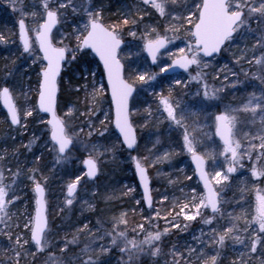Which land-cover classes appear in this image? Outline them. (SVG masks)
Masks as SVG:
<instances>
[{"label":"snow or ice","instance_id":"1","mask_svg":"<svg viewBox=\"0 0 264 264\" xmlns=\"http://www.w3.org/2000/svg\"><path fill=\"white\" fill-rule=\"evenodd\" d=\"M9 4L14 13H20V18L16 23L22 46V56L26 54V59H30L33 65L39 64L40 71L37 73V87L20 93L24 97L23 105L18 103L15 85L7 80L0 85V103L7 110L6 120L10 121L11 126L26 128L29 117L39 118L40 113L48 114L50 118L43 123L48 127L51 150L56 154L57 163L68 159V153L80 143L84 151L88 152L87 158L83 160V165L87 169V177L97 176L98 158L104 153L99 151L97 145L89 147L88 144H84L80 140L84 129L83 127L77 129L74 123L77 119L78 109L75 106H68L63 116L58 115L56 111L58 78L61 77L63 67L77 60L86 62L88 56H95L102 65L107 85L100 84L97 87L94 71L91 73L93 77L92 92L88 93V85H83L89 107L87 112H81L80 116L86 119L89 137L96 130L89 118L100 110L96 104L98 98L105 91H110L111 94L114 125L119 132L118 139L122 137V145L127 149L134 150L137 145L132 120V116L135 114L132 104L140 96L141 91L158 96L159 115L169 122L170 127L175 126L176 129H183L182 151L191 157V162L195 166L194 174L198 177L199 184L203 185V191L198 192L197 187H191V194L190 196L184 195L183 203L180 200L175 201L174 207H179L175 219H178L180 215H183L185 221H193L200 217L204 224L213 225L216 214L223 216L221 211L222 193L230 187L228 183L230 176L236 173L239 168L244 167L243 160L245 158L252 161V157H256L255 161H252L251 177L256 181L264 178V87L259 89V95L255 92L249 94L239 107L225 105L222 111H218L214 115L215 136L220 141V144L215 148L205 147L203 152L200 151V147L203 146L202 141L198 140L193 133L202 132V129L196 127L199 123L198 120L192 119L198 116L197 108L201 110L207 107L219 108L215 102L221 99L220 94L225 89L210 87L204 69L209 67L212 58L228 50L237 41V38L247 41L251 37L254 38L255 43L251 48L237 47L240 55L233 54L235 56L234 63H254L257 72L253 73L252 78L259 80L260 84L264 85V0H140L139 4L127 7L126 11H121L120 20L113 24L105 23L102 9L93 10L90 0L79 6L76 0H40L39 6L32 5L35 10L31 12L26 11L23 0H9ZM141 5L147 6V8ZM69 8L74 15H80V19H74L71 22L72 31L66 33L61 30V26L68 23L66 14ZM80 9H82V14ZM148 9H151L160 18H170V22L165 27L164 34H161L156 28L145 27L139 36L143 42L142 51L147 54L152 65L159 67V74L173 72L171 79L175 86L186 87L189 81L202 84V94L197 91L190 104L174 100V88L171 85L168 88V95H164L162 91L155 92V87L160 82L159 74L150 71L147 67L126 68L120 55L122 45L125 43L122 36L124 29L127 27L128 34L137 38L138 33L132 28L138 27L143 16L148 14ZM29 18H31L32 27H29ZM169 32L172 33V36L168 35ZM181 34L185 41V47L179 48L178 54L169 52L168 57L171 63L160 66L161 50L167 51L168 45L174 39L181 38ZM57 35H59V39H57ZM73 39L75 43L70 46ZM4 40L5 37L0 34V41ZM65 40L69 43H65ZM258 50L260 51L259 56L255 55ZM248 53L252 54V59H248ZM69 55L71 56L70 60ZM192 66L196 68L195 75H192ZM177 69L188 73L189 81L179 78L176 73ZM225 69L231 72V69H228L225 64L217 70L214 79H219L220 72ZM28 71L29 67L23 66L20 72L21 77ZM231 74L236 75V73ZM6 75H11V72ZM244 75L248 76V72H244ZM224 80H228L227 75L224 76ZM240 83L242 82L237 79L231 86L236 87ZM150 89L151 91H149ZM80 90V87L75 89L76 92ZM31 92H35L34 101L30 95ZM240 113L250 114L253 125H256L257 117H259V126L255 132H245L242 138L239 136L238 129ZM104 115L107 119L109 114L105 112ZM208 119H212V116L208 115ZM100 123L103 125L104 121L102 120ZM190 128L192 131H189ZM103 134L100 132L101 136ZM204 135L208 134L204 133ZM208 138L211 139V136ZM32 143H35V140L30 141L27 146L29 150ZM45 146H47V142ZM105 151H112V148H107ZM164 158H169V153L165 152ZM3 159L0 156V161ZM36 159L39 161L40 157ZM147 159V157L143 158L145 162ZM159 159L161 158L158 157L157 160ZM221 159L223 164L220 163ZM131 160L135 166L136 175L139 177L140 186L143 188V200L151 208L153 201L145 163L137 156H132ZM155 162L157 161H153V163ZM8 171L11 174V182H6L9 177L6 176L4 168L0 167V224L4 225V228L0 229V234L7 237L11 245L10 251L13 253L7 264H20L22 256H25L29 247L34 246L35 252L32 255L35 258L37 254L46 252L52 246L49 239L44 186L47 178L42 176L38 178V169L36 168L28 170L27 179L33 186L35 209L34 214L25 213V220L21 226L18 218L14 222L13 215L9 213V205L19 199L15 192L22 170L18 168L16 172H11V169ZM186 179L191 180L192 177H186ZM80 180L81 177L77 176L73 182L67 185L65 200L67 205L73 204ZM169 182L171 183V181ZM132 191L134 189L130 188L129 192ZM181 191L183 192V189ZM245 191L246 188L241 187L239 199L234 197L235 207L240 208L241 213L239 215L229 214L230 226H222V232L215 227L211 228V245L215 246L216 254L209 256L205 251V243L201 242L200 237L194 236L193 239L201 242V246L199 249L188 248L191 255L184 260V264H190L192 256H195L202 264H218L220 249L224 247L227 239L247 249L249 261H243L245 253H241V257L238 259L241 264H250V260L259 251L258 246L264 245V195L260 194V189H257L255 204L251 206V212H249L244 207L248 203L244 200ZM10 196L11 198H9ZM164 199L166 200L167 197ZM206 209H210L212 213L207 218L202 214ZM249 215L250 219L247 218ZM158 217L159 212H157ZM149 223H151V219ZM97 224L100 227L95 233L89 229L87 224L79 230L87 231L90 241L80 249L78 255L68 260L63 259V254L69 250V245L78 243V236H73L71 240H64L63 246L59 249L61 256L49 253L48 264H105L102 257L110 253L112 247H119L121 253H127V264H133L134 259L141 254L150 253L152 257L159 256L161 254L159 244L162 237L169 232L168 228H165L163 232L159 230L147 231L144 225H139V234L143 235V239H128L127 220L123 213L119 217L112 218L111 230L103 229L100 221H97ZM121 225L125 226V230L120 229ZM170 226L180 228L179 223H171ZM201 235H204L203 232ZM105 238L110 241L108 245L100 243L98 249L94 247L97 240L104 241ZM173 257L172 264H180V259H184L183 254L180 255V259L175 258V248ZM0 264H4V262H0ZM259 264H264V258L259 260Z\"/></svg>","mask_w":264,"mask_h":264},{"label":"rangeland","instance_id":"2","mask_svg":"<svg viewBox=\"0 0 264 264\" xmlns=\"http://www.w3.org/2000/svg\"><path fill=\"white\" fill-rule=\"evenodd\" d=\"M88 2L89 0H76L78 6ZM96 2L98 0H90L93 10L106 7L105 4L101 5ZM116 2V6L112 9L113 18H108V14H103L105 23L107 24L117 23L120 20V12L126 11L127 7H131L134 4H139L140 0H117ZM23 3L26 11L31 12L35 10L32 8V5L39 6L40 0H23ZM142 7L147 8V6ZM80 13L82 14V9H80ZM66 16L68 23L62 25L61 30L67 33L72 31L71 22L74 19L79 20L80 15H74L71 8H69ZM18 18H20V13L13 12L9 0H0V34L5 37L4 41H0V85L4 84L6 80L14 84L16 93L18 94V103L23 105L24 97L20 93L37 87V73L39 72L40 65H33L30 59H26V54L22 56V46L17 40L16 20ZM169 22L170 18H160L151 9H148V14L143 16V20L139 23L138 27L132 28L133 31H137V38H133L128 34L127 27L124 29L122 36L125 43L122 45L120 55L123 58L126 68L137 66L147 67L150 71L159 74V67L157 65H149L142 51L143 42L139 39V36L145 27L156 28L161 34H164V29ZM28 24L29 27H32L31 18H29ZM168 35L172 36V33L169 32ZM57 39H59V35H57ZM65 43H69V41L65 40ZM74 43L75 41L73 39L70 46L74 45ZM254 43L255 40L251 37L247 41L237 38V41L228 50L212 58L209 62V67L204 69L207 73L208 85L217 88L223 87L225 90L220 94L221 99L215 102L219 105V108L207 107L204 110L197 108L198 116L192 118L193 120H198L199 123L196 127L202 129V132L193 133V135L197 136L198 140L202 141L203 146L200 147L201 152L205 150V147L212 149L220 144V141L214 135V115L218 111H222L225 105L239 107L247 99L249 94L255 92L259 95V89L264 87V85L260 84L259 80L252 78L253 73L257 72V67L254 63H234L235 56L233 54L236 56L240 55L237 47L251 48ZM181 47H185L182 34L181 38L174 39L168 45L167 51L161 50L160 66H163L170 60L168 57L169 52L178 54L179 48ZM255 55L259 56L260 51L258 50ZM91 57L88 56L86 62H82L81 60L73 61L74 63L78 62L81 66L79 71L74 70L72 73L73 67L69 69V66L73 62L64 66L62 88L64 87L65 90L71 88L68 85V81L69 76L72 75L77 80V86L74 89L80 87L81 90L77 93L76 97H73L70 104L64 102L60 112L57 113L63 116L68 106H75L78 111L76 112L77 119L74 123L77 129L80 127L84 129L80 140L84 144H88L89 147L91 145H97L99 151L104 153L98 158V172L97 176L93 179H87L84 175L81 159L83 156H88V152L84 151L80 143L68 153V159L57 163L56 154L51 150V141L47 135L48 128L45 123V126L42 124L46 119L45 115L40 113L39 118L29 117L28 122L32 121L37 127L26 131L28 129V122L26 128L20 126L12 128L11 125L8 127L7 124L9 123L0 106V128L3 135L6 136L7 130L19 135L28 133L27 139H19L20 141L17 146L24 147L20 153L17 151V146H9L7 148L4 140L1 139L3 142L0 140V156L4 158L0 161V167L4 168L6 176L9 177L6 182H11L9 169H11V172H16L18 168L22 170L21 175L18 177L15 192L19 199L9 205V213L13 215L14 222L18 218L22 226L25 220V213L33 214L34 194L32 183L27 179V175L29 174L28 170L36 168L38 169V178L41 176L47 178L44 186L46 190L45 198L49 222V239L52 246L46 252L37 254L33 261H35V264H48L49 253L58 257L61 256L59 249L63 246L64 240H71L73 236H78V243L76 245H69V250L63 254V259L68 260L78 255L80 249L90 241L87 231H79L85 224L88 225L93 233L100 227L97 221H100L103 229L111 230L112 218L119 217L122 213L125 214L127 220L126 231L128 239H143V235L139 234V225H144L147 231L159 230L163 232L165 228L169 229V232L162 237L159 244L161 248V254L159 256L152 257L150 253L141 254L134 259L133 264H172L174 248L175 258L180 259V255L183 254L184 259H180V264H184V260L191 255L188 252V248L199 249L201 242L205 243V251L209 256L215 255V246L211 245V228L215 227L222 232L223 227L230 226L229 214L239 215L241 213V209L235 207L234 201V197L237 200L239 199V189L241 187L246 188L244 200L248 203L244 207L249 212H251V206L255 204L257 189H260V194L264 195V178L256 181L251 177L252 161H255L256 157L253 156L252 161L245 158L243 160L244 167L239 168L236 173L231 174L230 181L228 182L230 187L226 188L222 193L221 211L223 216L216 214L213 225L209 226L204 224L200 217H197L193 221H185L183 215H180L178 219H175L176 213L179 212V207H174V202L180 200L183 203L184 195L188 194L190 196L191 187H197L198 192L203 191L193 175V168L189 161L190 156L182 151L183 129H176L175 126L170 127L169 122L159 115L158 96L141 91L140 96L132 104V109L135 113L132 116V120L136 128V133H138V138L137 145L130 152L121 145L118 137L112 130L111 106L105 91L98 98L96 104V107L100 110L96 111L95 115L89 118L96 129L93 131L92 136L89 137V128L86 119L80 116V113L87 112L89 107V104L86 102V93L83 85L87 84V92H92L93 77L91 73L93 71L96 73L95 80L97 87L100 84H104L101 68L98 62ZM70 59L71 56L69 55ZM248 59H252L251 53H248ZM225 64L228 66V69H231V72L225 69L220 72L219 79H214L217 75V70ZM23 66H28L29 71L21 77L20 72ZM9 72H11V75H6ZM191 72L192 75H195V66H192ZM244 72H248V76H245ZM231 73H236V75L234 76ZM225 75L228 76V80H224ZM172 76H162L159 74L158 80L160 82L156 85L155 92L160 93L162 91L164 95H168V88L171 85L174 88V100H180L189 104L193 101L194 94L197 91H200L202 94V84L189 81L188 73H178L179 78L189 81L186 87L175 86L174 81L171 79ZM237 79L242 83L236 87H232V83ZM30 95L32 101H34L35 92H31ZM105 112L109 114L107 119H105ZM208 115H211L212 119H208ZM102 120L104 121L103 125L100 123ZM239 120L238 129L241 138L245 132H255L259 126V117H257L256 125H253L250 114L240 113ZM105 129L107 130L105 131ZM189 131H192V129L190 128ZM100 132L104 133L103 136L100 135ZM204 133L208 135H204ZM209 136H211V139L208 138ZM32 140H35V143L31 144V149L29 150L27 146ZM46 142L47 146H45ZM107 148H112V151L106 152L105 149ZM165 152L169 153V158H164ZM21 153H23L22 157H20ZM132 155L140 157L147 168L153 201L151 208L142 205L141 195L133 174ZM37 157H40L39 161H37ZM145 157L148 158L146 162L143 160ZM158 157L161 159L157 160ZM41 158H43L42 162H40ZM153 161L157 162L153 163ZM220 163L223 164L222 159ZM77 176H80L81 180L77 185L75 199L72 205H67L65 203L67 185L73 182ZM186 177H192V179L189 180ZM130 188L134 189V191L129 192ZM181 189H183V192ZM164 197H167V199L165 200ZM106 198L112 203L110 209L106 206V203L103 205L102 201L107 200ZM137 201H140V203H137ZM96 205L103 209L106 206L108 210H95ZM92 211H95L94 215ZM157 212H159L158 218ZM202 214L205 218L212 215L210 209L203 210ZM247 218L250 219V215ZM150 219L151 223H149ZM171 223H179L180 228L171 227ZM3 228L4 225L0 224V229ZM120 229L125 230V226L121 225ZM202 232L204 234L203 236L201 235ZM194 236L200 237L201 242L194 240ZM100 243L108 245L110 241L108 238H105L104 241L97 240L94 247L98 249ZM120 246L122 247L123 245L121 244ZM258 247L259 251L250 260V264H259V260L264 258V245ZM2 248H4L3 252H11V245L7 237L0 234V250ZM33 252H35L34 246L27 249L25 256L28 262L32 261L31 257ZM241 253H245L242 258L243 261L248 262L247 249L227 239L224 247L220 249L218 264H241V261L238 259L241 257ZM102 259L105 264H127L128 254L121 253L119 247H112L110 253L103 256ZM220 259L224 260L220 262ZM190 264H202V262L198 261L195 256H192Z\"/></svg>","mask_w":264,"mask_h":264},{"label":"trees","instance_id":"3","mask_svg":"<svg viewBox=\"0 0 264 264\" xmlns=\"http://www.w3.org/2000/svg\"><path fill=\"white\" fill-rule=\"evenodd\" d=\"M100 2V1H99ZM105 3H107V5H109V2H105V0H102L101 1V5H103V4H105ZM106 5V4H105ZM106 5V7L105 8H102V10H103V14L105 13V14H108V18L109 17H114L113 16V14H112V10L111 9H113V8H109L108 6ZM106 11H108V13L106 12ZM111 20H114V19H111ZM93 60H95L93 57H91ZM74 68V69H76V70H80V65L78 64V62H73L70 66H69V69H71V68ZM72 68V69H73ZM63 74V73H62ZM69 76V75H68ZM63 77H64V74H63ZM70 78H69V81H68V85H70V89H64V87L62 88V75H61V77H60V79H59V85H58V88H59V92H58V100H57V112L59 113L60 112V109H61V107H62V104H64V102L67 104H70L71 103V101H72V99H73V97H76V95H77V93L78 92H76L75 91V87L77 86V80H76V78H73L72 77V75H70L69 76ZM68 100V101H67ZM67 101V102H66ZM31 123V124H30ZM30 124V125H29ZM43 124V126H45V124L44 123H42ZM7 126L9 127V124H7ZM29 126H30V128H29ZM37 126H35L34 124H33V122L32 121H30V122H28V129H26V131H29L31 128H36ZM13 128V127H12ZM15 129V128H14ZM45 132H46V130H45ZM27 134L28 133H26V134H22V135H19V134H16V133H12V132H10V131H8L7 130V132H6V136L5 135H3L2 133H1V128H0V140L1 139H3L4 140V143H5V145H6V147L7 148H9V146L10 147H14V146H17L19 143V141L20 140H25V139H27L28 137H27ZM20 139V140H19ZM2 141V140H1ZM3 142V141H2ZM1 143V142H0ZM1 146V145H0ZM23 146H17V151L20 153V151L22 152L23 151ZM8 150V149H7ZM26 152V151H25ZM22 155H23V153H21V155H20V157H22ZM34 157H35V155H34ZM34 157H33V159H34ZM21 160H22V158H21ZM42 160H43V158H41V160H40V162H42ZM23 162H25L24 160H23ZM99 192H100V190H99ZM98 194H100V193H98ZM100 198V197H99ZM107 200H104V201H102L103 202V205H104V203H106L107 205L106 206H108V208L110 209L111 208V206H112V203L111 202H109L108 201V198H106ZM99 202V201H98ZM97 203V202H96ZM95 203V204H96ZM100 204V203H99ZM100 206H101V204H100ZM106 206H105V209H103V208H100L98 205H96L95 206V210H100V211H106V210H108V208H106ZM94 212L95 211H92V214L94 215ZM3 250H4V248H2L1 250H0V262H4V264H7V261L9 260V258H11L12 256H13V253H11V252H3ZM36 257V256H35ZM35 258L33 257V255H32V257H31V260L32 261H27V257L26 256H22V258H21V260H20V264H35V261H33ZM222 260H224V259H220V262L222 261Z\"/></svg>","mask_w":264,"mask_h":264},{"label":"water","instance_id":"4","mask_svg":"<svg viewBox=\"0 0 264 264\" xmlns=\"http://www.w3.org/2000/svg\"><path fill=\"white\" fill-rule=\"evenodd\" d=\"M18 21V20H17ZM17 32H18V40H19V30H18V26H17ZM20 42V41H19ZM97 58V57H96ZM98 59V58H97ZM149 59V58H148ZM149 61H150V63H151V60L149 59ZM170 63H171V61H170ZM169 63V64H170ZM152 64V63H151ZM102 66V65H101ZM103 69V68H102ZM177 70H182V69H177ZM176 70V71H177ZM40 71V70H39ZM169 73H172V71H170ZM104 79H105V83H106V85H107V80H106V78L104 77ZM107 93H108V96H109V99H110V103H111V94H110V91H107ZM1 104V106L3 107V104L2 103H0ZM3 109H4V111H5V113H6V115H7V110L3 107ZM42 114H45L46 115V120L47 119H49L50 117L48 116V114L47 113H42ZM10 122V121H9ZM112 125H113V127H114V129H115V132H116V134L119 136V132H118V130L115 128V125H114V108H112ZM214 132H215V130H214ZM48 137H49V131H48ZM218 138V137H217ZM50 139V138H49ZM219 139V138H218ZM120 140H121V142H122V137L120 138ZM126 147V146H125ZM127 148V147H126ZM85 158H87V156H84L83 157V159H82V161H81V165H82V167H83V169H84V174H85V176L87 177V175H86V172H87V169L85 168V166L83 165V160L85 159ZM190 161H191V157H190ZM132 164H133V162H132ZM191 164H192V162H191ZM192 166H193V170H195V166L192 164ZM133 171H134V175H135V179H136V181H137V184H138V187H139V189H140V192H141V194H142V200H143V194H144V192H143V188L140 186V181H139V177L136 175V172H135V166H134V164H133ZM196 176V175H195ZM87 178H89V177H87ZM196 178H197V180H198V177L196 176ZM89 179H91V178H89ZM202 187H203V185L202 184H200ZM149 189H150V185H149ZM143 203H144V205L145 206H148V204H146L145 202H144V200H143ZM34 209H35V203H34ZM33 214H34V212H33Z\"/></svg>","mask_w":264,"mask_h":264},{"label":"bare ground","instance_id":"5","mask_svg":"<svg viewBox=\"0 0 264 264\" xmlns=\"http://www.w3.org/2000/svg\"><path fill=\"white\" fill-rule=\"evenodd\" d=\"M74 70H76V69H72V73H73V71ZM77 71V70H76ZM108 99H109V96H108ZM110 106H111V104H110ZM111 116H112V112H111ZM111 126H112V130H113V132L116 134V132H115V129H114V127H113V125H112V117H111ZM135 128V127H134ZM135 134H136V139L138 138V133H136V128H135ZM116 136L117 137H119L117 134H116ZM120 139V138H119ZM120 141V143H121V145H122V142H121V140H119ZM123 146V145H122ZM126 150H128V151H133V150H130V149H127L125 146H123ZM94 178V177H93ZM203 190V189H202Z\"/></svg>","mask_w":264,"mask_h":264},{"label":"flooded vegetation","instance_id":"6","mask_svg":"<svg viewBox=\"0 0 264 264\" xmlns=\"http://www.w3.org/2000/svg\"><path fill=\"white\" fill-rule=\"evenodd\" d=\"M100 1V2H99ZM101 1L102 0H98V2H96V3H99V4H101ZM109 2V5H107V3H105L109 8H113L114 6H116V1L117 0H105V2ZM112 10V9H111ZM107 13H108V11H106ZM176 73H181V72H176ZM162 76H168V75H162Z\"/></svg>","mask_w":264,"mask_h":264}]
</instances>
